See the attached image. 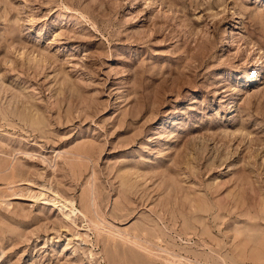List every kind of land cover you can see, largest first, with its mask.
Masks as SVG:
<instances>
[{
    "label": "rangeland",
    "instance_id": "374dc122",
    "mask_svg": "<svg viewBox=\"0 0 264 264\" xmlns=\"http://www.w3.org/2000/svg\"><path fill=\"white\" fill-rule=\"evenodd\" d=\"M0 264H264V0H0Z\"/></svg>",
    "mask_w": 264,
    "mask_h": 264
},
{
    "label": "bare ground",
    "instance_id": "6f19581e",
    "mask_svg": "<svg viewBox=\"0 0 264 264\" xmlns=\"http://www.w3.org/2000/svg\"><path fill=\"white\" fill-rule=\"evenodd\" d=\"M189 260V259H188ZM191 262V261H190Z\"/></svg>",
    "mask_w": 264,
    "mask_h": 264
}]
</instances>
